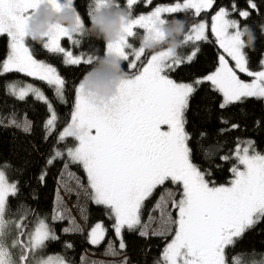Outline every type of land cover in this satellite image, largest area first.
<instances>
[{
    "label": "snow or ice",
    "instance_id": "6c2138e0",
    "mask_svg": "<svg viewBox=\"0 0 264 264\" xmlns=\"http://www.w3.org/2000/svg\"><path fill=\"white\" fill-rule=\"evenodd\" d=\"M42 2L54 4L57 10L74 5V0H0V36L9 38L6 58H0V77L10 73L25 74L54 87L56 96L63 100L65 79L53 64L37 59L26 42L28 20ZM143 2L145 7L153 5V0ZM246 2L248 8L243 10L237 8L235 0L231 5V12L245 21L252 11L260 12L256 0ZM139 3L140 0H126L133 19L117 41L106 43V54L117 55L128 62V76L121 82L118 94L110 99L98 98L79 82L70 122L58 137L59 141L72 138L75 144L67 147L66 152L56 150L48 163L52 164L66 154L71 163L82 165L88 180L85 195L96 205L109 210L115 221L113 229L120 240V249L126 247L123 230L140 228L141 236L148 235L149 225L142 224L141 210L158 186L171 182L178 188V198L171 190L166 191L172 197L177 215L175 219L170 213L164 216L161 208L166 227L153 234L171 235V239L158 264H229L226 250L234 248L249 230L264 223V154L256 151L254 141L238 142L233 152L235 163L230 169L232 178L226 184L217 185L211 171L193 161L186 113L199 86L205 83L222 97L221 109L252 98L264 100V56L259 61L261 70H250L241 20L229 18V9L220 7L211 16L210 24L201 21L190 26L183 38V45H193L187 54L181 56L172 49H163L151 54L138 67L146 50L140 45L134 47L130 42L137 29H146L149 34L159 37L157 25L165 23L164 14L193 10L194 15L200 17L213 8L216 0H171L153 7L146 14L134 16L132 10ZM99 6L121 7V4L115 0H95L92 12ZM77 20L76 30L53 26L45 35L42 46L49 53L63 54V62L67 65H93L96 57L75 54L62 46L65 38L74 45L80 43L76 37L77 34L84 35L85 22L79 12ZM209 33L221 50L215 69L191 82L171 78L170 73L197 59L201 52L199 42H210ZM240 74H246L250 81L242 79ZM6 90L21 101L32 95L35 100L45 103L50 117L44 127L47 135H51L57 114L44 91L32 83L18 86L15 82L6 83ZM10 123L25 132L31 131V122L27 118L23 123L15 119ZM256 123L259 125L260 122ZM165 125L166 128L162 127ZM231 127L235 129L239 125ZM221 159L228 161L230 157ZM6 167H0V264H67L60 255L37 258V253L45 249L47 242L59 239L46 219L38 218L29 230L24 223L26 217L19 220L6 218L9 198L16 197L19 191L18 182L9 181ZM64 167L67 169L68 164ZM46 175V171L41 173V182ZM163 199L162 195L156 208H160ZM63 219L58 200L52 220ZM79 230V226L63 229L64 232ZM105 233L103 223H96L89 232L90 243L98 245ZM66 247L72 245L69 243ZM109 250H113L112 245ZM244 255L234 254L232 264H244ZM251 264H264V259H253Z\"/></svg>",
    "mask_w": 264,
    "mask_h": 264
},
{
    "label": "trees",
    "instance_id": "16d2710c",
    "mask_svg": "<svg viewBox=\"0 0 264 264\" xmlns=\"http://www.w3.org/2000/svg\"><path fill=\"white\" fill-rule=\"evenodd\" d=\"M115 2L127 9L126 0H115ZM165 2H171V0H153V5L145 7L143 0H140V3L132 10L133 15L146 13L158 4ZM235 2L238 9L248 8L246 0H235ZM256 2L260 9L259 14L252 11L250 17L246 21L243 20L244 24L252 27L256 36L254 48L246 47L249 67L253 71L260 69L259 61L264 53V34L261 29V26L264 25V0H256ZM92 3L93 0H74L75 8L85 22L84 35L79 37L80 43L74 51L98 58L105 55L106 42L96 39L89 31ZM232 3L233 0H216L213 8L202 13L200 17H196L193 10H187L176 14H166L165 18L169 20L174 16L185 18L188 21L187 32L192 24L203 20L210 23L211 16L220 7L231 10ZM142 33H144L142 29H137L136 38L130 39L134 47L140 45ZM209 40L210 42H199L201 52L192 64H185L170 73L173 79L178 82H191L215 69L221 50L215 44L211 33H209ZM63 42L66 46L68 45L67 39H64ZM27 43L37 59L44 60L58 68L66 85L64 99L60 100L52 86H48L44 82L49 100L57 114L55 130L51 135H47L44 127L50 116L47 105L35 100L32 95L21 101L6 90V83L15 81L21 83L19 79L22 74L10 73L0 77V167L7 165L4 170L9 181L18 182L19 188L17 196L9 198V210L6 213V218L19 220L22 216L26 217L24 223L29 230L38 218L46 219L59 239L47 242L41 255L46 257L60 254L67 264H81L86 248L102 250L115 237L113 229L115 221L105 206L90 202L86 212V230L102 221L106 228L104 241L98 246H93L87 240V232H64L63 229L68 224L67 220H52L56 206L57 180L64 172L65 164H69V169L82 179L83 185L87 181V176L81 165L68 161L66 154L55 159L52 164H49L48 160L57 149L64 151L67 147H72L75 144L72 138L59 141L58 133L70 122L71 112L74 109L75 89L92 65H67L63 62L62 54L47 52L42 46L43 43H36L30 38ZM8 44L9 38L6 35L0 36V58H6L9 51ZM192 47L191 43L182 45L178 49V53L183 56ZM124 68L127 72L129 71L127 64H124ZM221 100L220 94L212 90L209 83H205L199 86L186 113V130L192 137L189 145L193 148V161L202 169H209L212 179L217 185L226 184L232 178L230 169L235 163L233 152L238 142L254 141L256 151L264 152V100L252 98L242 104L230 105L224 109L219 107ZM25 118L31 122L30 132H25L9 123L11 119L21 122ZM257 121L260 122L259 125L256 123ZM233 124H238L239 127L233 129L231 127ZM223 156H229L230 159L224 161L221 159ZM44 171L47 175L41 182L39 178ZM165 189L175 191L176 198H178V188L171 182L158 186L152 196L145 201L141 210L142 221L150 216L158 215L156 204ZM139 233L140 228L134 231L125 229L123 232L126 247L121 252L127 255V264H158V258L171 235L147 237L141 236ZM11 238L9 237V240ZM69 243L72 245L71 248L66 247V244ZM226 251L229 264H232V257L236 253L246 254L243 256L244 264L250 263L253 259L257 261L264 259V223L249 230L234 248L230 247ZM253 253H255L254 256Z\"/></svg>",
    "mask_w": 264,
    "mask_h": 264
},
{
    "label": "clouds",
    "instance_id": "9594fccd",
    "mask_svg": "<svg viewBox=\"0 0 264 264\" xmlns=\"http://www.w3.org/2000/svg\"><path fill=\"white\" fill-rule=\"evenodd\" d=\"M78 11L73 7L56 6L49 2L38 5L36 14L28 20L27 37L36 43H44V37L55 25H61L69 30H76ZM133 19L132 13L123 7L99 6L91 13L89 31L96 39L107 42L117 41L123 34L126 25ZM159 37L147 31L140 37V46L145 50L172 49L174 52L183 45L188 21L185 18L172 17L165 23L157 25ZM264 34V25L261 26ZM241 31L246 47L254 48L255 32L250 25H245ZM156 51V52H157ZM128 72L124 68V60L117 55L99 56L89 70L84 74L80 83L87 92L98 98L110 99L118 94L121 82L126 79Z\"/></svg>",
    "mask_w": 264,
    "mask_h": 264
},
{
    "label": "rangeland",
    "instance_id": "374dc122",
    "mask_svg": "<svg viewBox=\"0 0 264 264\" xmlns=\"http://www.w3.org/2000/svg\"><path fill=\"white\" fill-rule=\"evenodd\" d=\"M73 6L75 7V5H73ZM94 6H95V0H93L92 6H91L90 19H91L92 9ZM245 9H247V8H245ZM241 10H243V9H241ZM229 11L231 14H233V15L230 14L229 18L240 19L241 20V27L243 28V26L245 25L243 23V20L236 13H232L231 10H229ZM146 13H143V14H146ZM165 15L166 14H164V16ZM203 21H206V20H203ZM140 29H142L143 32H146V29H143V28H140ZM79 37H80V35L77 34L76 38L78 40H79ZM28 39L29 38L26 37V42L28 41ZM65 39H67V38H65ZM63 41H64V39L62 40V46L66 47L69 50L74 51V49L79 45V44L74 45L68 40V45L66 46ZM163 49L164 48H161L158 51L163 50ZM156 51L157 50H155V51L146 50L144 57H142L141 61L138 62V67L142 66L146 62V60L150 57V55L154 54ZM177 52H178V50H177ZM245 52H246V48H245ZM74 53L75 54H82L85 57H87L89 55L86 53L75 52V51H74ZM105 54H106V50H105ZM263 56H264V53H263ZM230 63H234V62L230 61ZM124 64H127V66H128V62L124 61ZM259 70H261V69H259ZM240 75H241V78L245 79L246 81H250V79H251L246 74H240ZM19 81L21 83L15 81V83H17L18 86H24L27 83H32L34 86L39 87L42 91H44V93L48 97V94L45 90L46 84L44 82L33 79V78H29L25 74H22V77L19 79ZM52 88L54 89V87H52ZM54 92H55V90H54ZM24 120H22L21 122H18V123H23ZM11 126H15V125L11 124ZM162 127L166 128L167 126L165 125ZM20 129H22V128H20ZM61 131H63V129L59 131L58 137H59V134ZM93 132H95V130H93ZM246 141H248V140H246ZM241 146H243V144H241ZM57 150L63 151L61 149H57ZM64 151L66 152V149ZM262 154H264V152H262ZM68 161H69V158H68ZM69 173H71V175H69ZM62 174L59 176V178L57 180L58 185H57V191H56L55 210L57 209L58 200H59L60 211L64 215L65 220H67V223H68L65 228H74L75 226H79V229H80L79 232H83V233L87 232L86 237H87L88 242L90 243L89 232L93 226L89 230H86V221H87L86 220V212H87V208H88L89 203L93 202V201L87 195H85V190L88 189V180L83 185L82 179L76 173H74L73 171H71L69 169V164H68L67 169H65V167H64V172ZM86 176H87V174H86ZM81 185L83 187H81ZM166 190H171L174 194H176V192L173 191L172 189H165L163 191V193L160 195V197L163 195L164 199H163V201H160V208H157L158 215L157 216H150L151 220H149V217L145 221H142V219H141L142 224H148L149 225L147 237L154 235L153 234L154 231H164L165 230L166 226L163 224V220H162V216H161V208H163V210H164V216H167L170 213L173 219L176 218L177 213H176V210L173 208V205H172V197H170L167 194ZM160 197H159L158 201L160 200ZM73 221H74V223H73ZM97 223H103V222L99 221ZM171 227H172V231H174V226H171ZM140 231H141V229H140ZM70 232H75V231H70ZM123 232H124V230H123ZM105 236H106V233H105ZM104 239H105V237H104ZM104 239H103V241H104ZM123 239H124V237H123ZM170 239H171V237H170ZM170 239H169V241H170ZM103 241H101L98 245H100ZM119 243H120V240L115 233V237L113 239H111L107 243L106 247L103 248L102 250L98 251V250H90V249L86 248L84 250V253H83L81 264H124V261H127V255L121 252V250H123V249L119 248ZM91 245H93V244H91ZM98 245H93V246H98ZM109 245L113 246V250H111V251L109 250ZM53 255H60V254H53ZM41 256L42 255H41V251H40L37 253V258H39ZM161 259H162V254L158 258V260L160 261ZM248 264H251V262Z\"/></svg>",
    "mask_w": 264,
    "mask_h": 264
}]
</instances>
